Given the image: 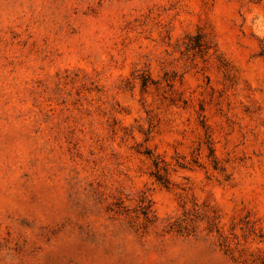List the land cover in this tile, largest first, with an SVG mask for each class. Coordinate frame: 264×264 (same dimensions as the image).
I'll use <instances>...</instances> for the list:
<instances>
[{"label":"rangeland","instance_id":"obj_1","mask_svg":"<svg viewBox=\"0 0 264 264\" xmlns=\"http://www.w3.org/2000/svg\"><path fill=\"white\" fill-rule=\"evenodd\" d=\"M0 264H264V0H0Z\"/></svg>","mask_w":264,"mask_h":264}]
</instances>
